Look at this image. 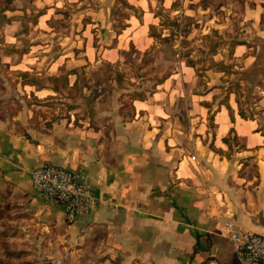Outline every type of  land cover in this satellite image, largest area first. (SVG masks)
<instances>
[{"label": "crops", "instance_id": "1", "mask_svg": "<svg viewBox=\"0 0 264 264\" xmlns=\"http://www.w3.org/2000/svg\"><path fill=\"white\" fill-rule=\"evenodd\" d=\"M40 1L46 12L38 25L45 31L47 0ZM61 1L62 6L83 3ZM219 1L244 4L241 25L264 39V0ZM93 2L98 6L80 16L84 22L72 32L70 44L47 65L42 54L29 58V51L19 62L3 57L9 69L66 76L68 87L59 91L72 90L75 83L79 88L81 70L126 66L129 49L142 58L156 45L149 35L160 22L153 9L177 16V4L183 5L179 14L185 18L206 21L205 38L213 32L234 40L232 7L212 18L204 0H124L137 13L117 30L109 9L113 1ZM186 4L196 12H187ZM243 36L231 44L229 62L253 67L254 43ZM36 47L44 53L48 45ZM178 63L179 71L157 83L151 95H60L51 84L18 83L24 106L0 118V186L8 187L43 229L55 233L61 255L72 264H243L228 227L264 237V134L255 120L240 118L234 94L227 101L233 122L223 105L225 94H213V87L177 94V78L183 86L185 74H196L187 58ZM221 65L229 66L223 60ZM231 130L240 149L231 140V149L223 142ZM43 165L72 171L90 187L94 205L73 224L66 223L61 206L34 192L31 174Z\"/></svg>", "mask_w": 264, "mask_h": 264}, {"label": "rangeland", "instance_id": "2", "mask_svg": "<svg viewBox=\"0 0 264 264\" xmlns=\"http://www.w3.org/2000/svg\"><path fill=\"white\" fill-rule=\"evenodd\" d=\"M81 1L83 3L80 5L62 6L61 0H47L48 27L41 31L38 22L44 18L39 20L38 15L41 11L46 12L44 2L0 0V118L15 115L24 106L25 96L21 94L18 83H33L41 88L49 84L50 78L29 73L23 76L20 71H11L5 61L19 62L24 54L33 51L29 58L42 54L44 65H47L56 57V53L70 44L72 32L84 22L80 16L98 6L94 0ZM112 1L108 3L113 17L111 22L120 30L125 18L137 11L127 6L124 0ZM56 4L60 8H56ZM184 6L187 12H196L194 5ZM202 6L209 8L207 16L212 15V18L224 15L226 9L232 7L230 10L237 14L232 21L231 36L234 40L229 42L227 37V40L219 39L213 32H209L205 38L206 21L197 23L196 16L187 19L179 14L182 4H177V16L156 7L153 12L159 16L160 22L159 27L152 29L158 38L151 50L141 58L134 49H129L124 55L126 66L123 67L101 64L96 68L81 70L79 88L59 91L60 95H151L157 83L173 71H179V60L186 61L187 58L196 65L198 74H191V78L185 74L187 84L183 86L177 78V94L201 93L208 86L213 87V94L222 97L227 87L237 89L234 85L237 82L240 85L237 91L241 110L247 118L256 121L264 134V39L249 33L248 24L241 25L244 4L227 5L219 0H204ZM197 17L200 15L197 14ZM161 34L169 36L162 38ZM243 34H246V40L254 43L256 64L253 67L245 68L242 62H229L231 44L233 46L238 35L243 38ZM11 37L15 39L14 44L6 43ZM44 45H48L47 51L41 53L36 46ZM30 47L33 48L30 50ZM6 55L11 57L3 58ZM222 60L227 62L228 68L221 65ZM61 253L55 233L43 229L33 213L11 196L10 189L0 186V264H72L71 258L66 260Z\"/></svg>", "mask_w": 264, "mask_h": 264}, {"label": "built area", "instance_id": "3", "mask_svg": "<svg viewBox=\"0 0 264 264\" xmlns=\"http://www.w3.org/2000/svg\"><path fill=\"white\" fill-rule=\"evenodd\" d=\"M32 188L47 203L63 208L65 221L73 224L87 214L94 205L91 189L69 170L43 165L31 174ZM228 238L233 243L243 264H264V237L228 227Z\"/></svg>", "mask_w": 264, "mask_h": 264}, {"label": "trees", "instance_id": "4", "mask_svg": "<svg viewBox=\"0 0 264 264\" xmlns=\"http://www.w3.org/2000/svg\"><path fill=\"white\" fill-rule=\"evenodd\" d=\"M43 14H45V12L44 11H41L40 13H39V15H38V18H39V16H41V15H43ZM154 27H150V29H149V35H150V37H152L153 39H157L158 38V36L155 34H153L152 33V29H153ZM187 64L191 67V68H193L194 70H195V73H196V75L198 74V71H197V69L195 68V66H194V64L191 62V61H189V60H187ZM228 68V67H227ZM26 74H24L23 73V76H25ZM48 81H49V84H51L52 85V89L55 91V92H59V90H60V88L61 89H67V87H68V82H67V77L66 76H60V77H50L49 79H48ZM62 82V84L60 85V84H58V83H61ZM161 82H163V80L162 81H160L159 83H161ZM25 84H28V83H23V85H25ZM29 85H32V86H35L36 88H39L36 84H29ZM234 85L236 86V88L237 89H239L240 88V85H239V83H234ZM78 87H77V84L75 83L74 85H73V87H72V89H77ZM237 89H233L232 87H227L226 88V93H225V95H226V97L224 98V101H223V105H225L226 106V108H227V110L229 111V115H230V118H231V121L233 122V116H232V114H231V109H230V107H229V105H228V97H229V95L230 94H234L235 95V97H236V102H237V104H238V106H239V116H240V118H242V119H244V120H247V119H249V118H247V116L244 114V112L241 110V108H240V101H239V93H238V91H237ZM207 92H209V91H207ZM207 121H208V126H209V129H212L213 128V126H214V114H210V112H209V115H208V118H207ZM233 133H234V131L233 130H231L230 132H229V138H225V139H223V142L225 143V144H227L228 145V147H229V149H231V145L233 144L235 147H237V148H241L240 146H239V143H238V141H237V138H236V136L235 135H233ZM229 140H231L232 141V144L229 142ZM210 148L211 149H213L215 152H217L216 150H215V148L213 147V145H210ZM219 153H221V151H218Z\"/></svg>", "mask_w": 264, "mask_h": 264}]
</instances>
